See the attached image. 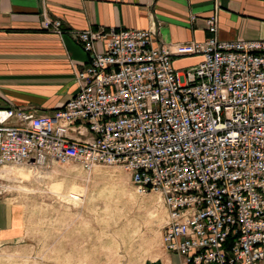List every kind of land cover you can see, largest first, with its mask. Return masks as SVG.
I'll return each mask as SVG.
<instances>
[{
    "label": "built area",
    "instance_id": "built-area-1",
    "mask_svg": "<svg viewBox=\"0 0 264 264\" xmlns=\"http://www.w3.org/2000/svg\"><path fill=\"white\" fill-rule=\"evenodd\" d=\"M206 22L211 37L176 44L156 26L79 32L90 61L73 97L52 113L0 108V168L120 165L161 196L180 264H264V39L221 40Z\"/></svg>",
    "mask_w": 264,
    "mask_h": 264
},
{
    "label": "crops",
    "instance_id": "crops-1",
    "mask_svg": "<svg viewBox=\"0 0 264 264\" xmlns=\"http://www.w3.org/2000/svg\"><path fill=\"white\" fill-rule=\"evenodd\" d=\"M212 15L221 40L264 39V0H0V108L52 113L73 97L75 73L90 61L76 39L79 32L156 26L163 43L201 42L211 37L206 21ZM46 18L61 19L63 32L45 29ZM202 60L181 56L173 64L182 70ZM10 166L0 168V264H13V251L29 234L16 181L3 176ZM172 255L180 264V256Z\"/></svg>",
    "mask_w": 264,
    "mask_h": 264
},
{
    "label": "rangeland",
    "instance_id": "rangeland-1",
    "mask_svg": "<svg viewBox=\"0 0 264 264\" xmlns=\"http://www.w3.org/2000/svg\"><path fill=\"white\" fill-rule=\"evenodd\" d=\"M16 168L23 174L4 177L16 181L29 234L13 264H174L161 196L140 193L122 166Z\"/></svg>",
    "mask_w": 264,
    "mask_h": 264
},
{
    "label": "bare ground",
    "instance_id": "bare-ground-1",
    "mask_svg": "<svg viewBox=\"0 0 264 264\" xmlns=\"http://www.w3.org/2000/svg\"><path fill=\"white\" fill-rule=\"evenodd\" d=\"M20 166V165H19ZM20 174H23L22 173V170L19 169V168H16V165L12 166V167H6L4 169V175L3 176H6L8 177L9 179H12Z\"/></svg>",
    "mask_w": 264,
    "mask_h": 264
}]
</instances>
